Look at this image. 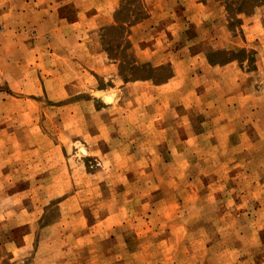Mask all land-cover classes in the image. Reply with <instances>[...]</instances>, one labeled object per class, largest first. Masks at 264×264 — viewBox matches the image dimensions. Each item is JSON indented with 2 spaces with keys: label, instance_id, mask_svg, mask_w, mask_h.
<instances>
[{
  "label": "rangeland",
  "instance_id": "obj_1",
  "mask_svg": "<svg viewBox=\"0 0 264 264\" xmlns=\"http://www.w3.org/2000/svg\"><path fill=\"white\" fill-rule=\"evenodd\" d=\"M59 1L69 97L0 69V264H264V0Z\"/></svg>",
  "mask_w": 264,
  "mask_h": 264
},
{
  "label": "crops",
  "instance_id": "obj_2",
  "mask_svg": "<svg viewBox=\"0 0 264 264\" xmlns=\"http://www.w3.org/2000/svg\"><path fill=\"white\" fill-rule=\"evenodd\" d=\"M17 1L19 2V8H17L15 13L18 14L20 19L27 18L33 22L35 33H33L32 35V40L34 46L32 45L28 53H31L36 58L37 63L34 62V66L31 68V66L25 60L18 62L14 66L13 64L15 62L7 63L6 61L2 62L0 60V69L3 68V80L4 82H7L9 80L6 74V70L13 68V70H15L16 72H18L19 70L21 74L19 77L20 79H27L29 75L35 76L36 78L34 82L37 83V85H39L42 90L44 85L46 93L52 91L53 93L59 95V97L49 96V99L65 100L69 97L67 93L69 92V85L71 84L67 81V78L65 81L61 82V88L59 87V85H57V89L49 91L47 89V85H49L50 83L53 84V82H55V79L57 80V77H68L67 74L70 70V54L68 52L69 50L67 45L71 38L69 37V35L67 36L66 28L77 26V22L79 20L85 19V16L79 15L78 19L74 21V24L72 25L69 24L66 17L61 15L60 6H58L57 8L54 7V0ZM62 2L63 1L58 0V5ZM53 21L61 22V27H59L60 29L58 27H56L55 29H51V26L54 25ZM256 29L257 23L254 22L251 25L250 29L251 36L254 35ZM75 41L77 42V46L83 45V43L80 44L78 42V38ZM54 59L61 61V64H58L61 67V73H58L59 66H56L54 64ZM261 63H264V60ZM77 67L80 68L78 64ZM262 67H264V64H262ZM207 69H209V65L206 62L205 70ZM30 70L31 72H29ZM80 74L82 75L83 71H81ZM181 80L182 79L178 75H174L173 78L170 79L169 83H167L168 85L164 86L163 91L171 86L177 85L179 82H181ZM21 84L25 85V81L22 80ZM56 84H58V82H56ZM78 84L79 87L82 86V83L80 81H78Z\"/></svg>",
  "mask_w": 264,
  "mask_h": 264
},
{
  "label": "bare ground",
  "instance_id": "obj_3",
  "mask_svg": "<svg viewBox=\"0 0 264 264\" xmlns=\"http://www.w3.org/2000/svg\"><path fill=\"white\" fill-rule=\"evenodd\" d=\"M100 96L102 100L108 104L115 102V99H116V95H114L113 93L102 94Z\"/></svg>",
  "mask_w": 264,
  "mask_h": 264
}]
</instances>
